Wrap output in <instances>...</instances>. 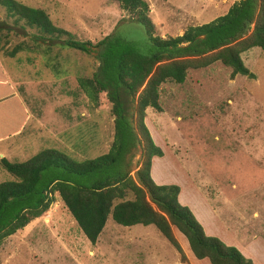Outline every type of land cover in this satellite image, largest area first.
Instances as JSON below:
<instances>
[{
    "label": "rangeland",
    "instance_id": "1",
    "mask_svg": "<svg viewBox=\"0 0 264 264\" xmlns=\"http://www.w3.org/2000/svg\"><path fill=\"white\" fill-rule=\"evenodd\" d=\"M14 1L43 10L66 33L47 34L0 2V65L9 79L13 77L32 115L22 134L0 142L1 156L21 162L52 148L79 161L106 152L112 140L111 103L99 92L94 104L77 83L78 77L91 75L97 62L60 41L95 42L128 14L113 0ZM145 1L153 34L165 37L222 15L234 0ZM122 33L139 43L135 30ZM17 44L22 49L8 56ZM239 56L253 78L236 74L231 79L230 68L218 60L187 69L183 82L159 85L160 110L147 107L143 117L162 152L150 163V178L154 183L172 180L162 184L178 186L180 202L191 194L211 201L232 238L252 232L256 212L260 215L253 229L258 226L264 236V48L251 47ZM139 153L136 149L131 160V175ZM11 179L0 166V182ZM171 228L186 263L152 224L123 226L108 215L95 242H90L53 193L47 211L1 240L0 264H209L185 251V237Z\"/></svg>",
    "mask_w": 264,
    "mask_h": 264
},
{
    "label": "trees",
    "instance_id": "2",
    "mask_svg": "<svg viewBox=\"0 0 264 264\" xmlns=\"http://www.w3.org/2000/svg\"><path fill=\"white\" fill-rule=\"evenodd\" d=\"M128 14L102 38L92 42L66 38L60 43L96 60L89 77H78L79 88L96 104L99 92L110 101L112 140L106 152L79 161L52 148L12 162L0 157V166L13 179L0 182V242L47 211L57 193L82 234L94 243L108 215L120 225L152 224L187 262L172 233L178 230L196 259L210 264H253L236 247L206 235L192 212L177 201L178 186L156 184L149 170L153 156L162 154L152 141L143 117L147 107L160 110L158 87L183 82L187 69L219 61L236 74L253 78L239 53L264 48V0H234L226 12L181 34H153L145 0H114ZM17 17L47 34L66 33L46 13L14 0H0ZM135 30L140 41L122 32ZM56 34V35H57ZM22 45L7 52L13 56ZM140 150L131 175L134 152ZM131 194V198L127 196Z\"/></svg>",
    "mask_w": 264,
    "mask_h": 264
},
{
    "label": "crops",
    "instance_id": "3",
    "mask_svg": "<svg viewBox=\"0 0 264 264\" xmlns=\"http://www.w3.org/2000/svg\"><path fill=\"white\" fill-rule=\"evenodd\" d=\"M114 5H116L117 7L118 3L115 1ZM12 80L13 77L9 79L4 69L0 65V142L6 140L8 141V139H13L19 136L20 134H22L23 130L25 129L26 125L29 122V119L32 117L31 112H29L28 107L25 105L23 99L16 92ZM1 155H4V153L0 150V156ZM155 159L159 160L158 157L153 156L151 158V164ZM167 182H173V181L172 180L155 181L156 184H162ZM177 199L178 201L180 200L179 194H177ZM181 199L184 202H180V201L179 202L181 204L188 205V207L192 211V214L194 215L195 219L200 223L206 235H212V236L215 235L221 241L223 240L226 243L233 244L234 247H236L244 257L250 259V261L253 264H264V236L262 235L263 231H258L259 228L258 226L257 228L253 229V225H255V223L258 224L256 220H257V216L260 215V213L256 212L254 216L253 215L251 216L252 232L250 230L248 232H245L243 230L246 234V237L241 238L238 237L237 235H233L232 238L229 237L226 227L219 220V217L217 215V210L213 207L211 201L207 200L206 198L205 199L201 197L198 198L196 194L195 195L191 194L190 197L185 196V198H181ZM261 219L262 220L264 219V214H261ZM221 230L224 231V234L221 232ZM175 238H178V236L175 235ZM181 242L182 243L184 242L187 245V248L184 247V250L191 252L188 247L186 239L184 241L182 240Z\"/></svg>",
    "mask_w": 264,
    "mask_h": 264
}]
</instances>
